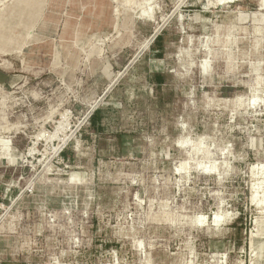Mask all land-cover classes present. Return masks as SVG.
<instances>
[{
	"label": "rangeland",
	"instance_id": "374dc122",
	"mask_svg": "<svg viewBox=\"0 0 264 264\" xmlns=\"http://www.w3.org/2000/svg\"><path fill=\"white\" fill-rule=\"evenodd\" d=\"M261 1L0 0V264H264Z\"/></svg>",
	"mask_w": 264,
	"mask_h": 264
},
{
	"label": "trees",
	"instance_id": "16d2710c",
	"mask_svg": "<svg viewBox=\"0 0 264 264\" xmlns=\"http://www.w3.org/2000/svg\"><path fill=\"white\" fill-rule=\"evenodd\" d=\"M161 43H162V36H158L156 38V41H155V46L158 45L159 49H160V48H162ZM155 80L157 81V83H161L162 82V76L159 74L155 75ZM98 117H99V111L95 112L90 118V124L94 129L97 127Z\"/></svg>",
	"mask_w": 264,
	"mask_h": 264
},
{
	"label": "bare ground",
	"instance_id": "6f19581e",
	"mask_svg": "<svg viewBox=\"0 0 264 264\" xmlns=\"http://www.w3.org/2000/svg\"><path fill=\"white\" fill-rule=\"evenodd\" d=\"M221 1V0H220ZM261 7L262 8H264V0H262L261 1ZM257 166V165H256ZM256 166H253V168H252V171H253V173L255 172V170H256ZM262 167V166H261ZM264 167V166H263ZM262 167V169L264 170V168ZM177 169V168H176ZM258 169V168H257ZM183 170V169H182ZM207 171V170H206ZM262 171V170H261ZM179 172V171H178ZM254 186V185H253ZM256 187H252V203H255L256 202ZM254 205V204H253ZM264 205V200H263V202L262 203H258L257 204V206H263ZM255 206V205H254ZM261 210V209H260ZM262 211H264V209L262 210ZM203 220H205V219H203ZM199 221H202V218H200L199 219ZM217 221V219H215V222ZM259 221H257V223H258ZM258 227V226H257Z\"/></svg>",
	"mask_w": 264,
	"mask_h": 264
}]
</instances>
